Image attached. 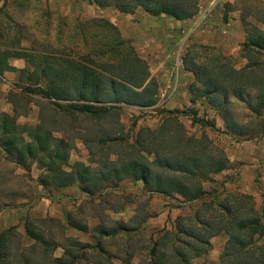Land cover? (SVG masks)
I'll return each instance as SVG.
<instances>
[{
    "label": "trees",
    "instance_id": "trees-1",
    "mask_svg": "<svg viewBox=\"0 0 264 264\" xmlns=\"http://www.w3.org/2000/svg\"><path fill=\"white\" fill-rule=\"evenodd\" d=\"M87 1L100 8L115 7L121 13L141 9L150 16L175 20L190 18L195 8L194 0ZM240 12L247 39L242 49L245 67L237 69L229 59L221 62L196 50L185 60V70L192 76L191 101L203 99L221 115L227 131L238 137L249 131L239 123L233 99L245 105L256 99L260 101L257 110L264 106V80L257 73L260 63L250 69L256 61L249 57L264 54V25L256 11L255 18L250 17L263 28L249 23L247 14ZM16 27H10L13 34L8 38L0 35V41L6 39L0 45V77L5 72L16 73L15 94L29 101L34 94L43 105L35 125H20L18 118L27 112L19 110L9 92L13 115L0 112V147L26 172L36 163L41 171L38 182L44 189L77 186L88 198L83 206H90L99 223L89 230L81 207L67 215L66 224L51 217L27 219L24 235L16 227L0 233V264H133L135 260L137 264H191L211 252V240L218 236L226 237L220 264H264V195L258 210L251 195L206 191L204 184L227 169L228 159L205 136H188L171 117L155 130L139 129L131 141L112 137L114 131H122L117 120L121 106L151 104L134 89L142 88L146 74L139 59L123 53L124 41L106 51L86 54H76L67 46L60 51H37L19 47L22 36ZM106 56L112 59L104 61ZM14 59L24 60L26 67L17 70L10 63ZM132 80L137 84L131 87L128 82ZM75 125L87 132V136H78L89 152L87 165L69 164L74 138L67 129ZM126 179L142 183L149 195L198 205L190 214L178 216L171 228L158 230L147 228L150 215L141 207L128 221L108 218L95 201L109 196ZM67 227L90 234L94 244L68 236ZM58 249L62 253L56 257Z\"/></svg>",
    "mask_w": 264,
    "mask_h": 264
},
{
    "label": "rangeland",
    "instance_id": "rangeland-1",
    "mask_svg": "<svg viewBox=\"0 0 264 264\" xmlns=\"http://www.w3.org/2000/svg\"><path fill=\"white\" fill-rule=\"evenodd\" d=\"M217 1H222L218 9L215 6ZM207 2L209 3L194 0L195 8L192 16L184 20H175L165 15L150 16L141 9H136L132 13H121L115 7L100 8L87 0H0V35L8 38L13 34L10 27L18 25L19 27L16 28L21 31L22 36L19 47L37 51L45 49L60 51L62 47L67 46L76 54L93 53L104 49L106 51L112 44L124 41L123 53L130 54L131 58L134 55L139 59L144 65L146 74L142 88L134 89L142 93V98L150 101L151 104L145 107L121 106L117 120L122 131H114L113 138L128 137L131 141L139 129L155 130L165 120L173 117L183 125L188 136L203 135L212 147L222 151L228 159L225 170L230 168L237 170L241 166L249 165L251 160L247 157L235 162L231 160L235 153L241 152L243 155L244 150L247 149L253 150V153L257 151L260 163L264 164V106L257 110L260 101L254 99L250 104L245 105L233 99L237 106L234 112L239 123L250 132H247L248 135L238 137L227 131L224 119L203 99L191 101L188 83L185 84L183 93L185 98L189 96V101L178 103V100H175L179 95H176L179 89L182 90L181 81L186 80L184 74L187 72L185 70L187 54H193L196 50L204 56L210 55L221 62L229 59L234 67L240 69L247 65V61L242 58V49L247 39L240 11L247 14L249 23L261 28L264 25L262 14L264 7L260 6V4L264 6V0H207ZM259 6L261 10L258 9ZM255 14L261 18L262 25L250 17L255 18ZM233 15L236 17L234 18ZM168 32L172 34L166 37ZM235 32L237 34H234ZM83 35H86V40H83ZM90 36L93 37L92 40ZM164 37L166 38L163 39ZM5 40L0 41V45H3ZM180 48L183 53L184 70L181 72L177 91L173 95L166 92L165 96H162L166 91L165 87L171 86L174 53ZM249 57L253 62L256 61L250 69H256V63H260L257 73H260L264 80V54L253 53ZM109 59L112 58L106 56L104 61ZM17 76V74L10 75L7 79L13 83L16 82ZM134 82L135 80H132L128 84L136 85L137 82ZM9 92L12 95L11 99L18 104L19 110L27 112L26 116L19 118L20 124L35 125L38 122L39 109L43 105L42 100L32 94L29 101L28 98L22 99L11 89ZM181 97L184 101V96ZM110 125L108 124L105 129H109ZM67 130L74 138L71 141L73 149L69 164L78 161L89 164V152L78 138L79 135L87 136L86 130L81 125H75L73 129ZM8 157L14 162V157ZM11 162L0 163V233L9 227H16L24 235L25 221L34 218L51 217L66 224L67 215L74 213L80 207L83 208L84 218H87L89 230L99 223L97 218L92 217L93 211L90 206H83L88 198L81 192L80 195L68 196L62 194L63 189L58 191L52 188L44 189L38 182L41 171L36 163L32 165L30 171L26 172L23 169L24 172L21 170L16 173V167ZM214 176L211 182L204 184L206 191L216 195L219 192L242 193L225 190V180L214 181ZM262 176V173L258 174L252 192L242 193L253 197L255 208L258 210L262 207L264 195ZM230 177L227 176L226 179ZM205 200L210 201V197ZM95 203H100L108 218L123 221H128L134 215L135 209L141 207L144 213L150 215L147 228L157 230L161 228V222L170 228L173 221L181 215L179 210L185 207L193 210L198 205L197 203L182 205L160 195H149L143 190L142 183H134L127 179L113 188L109 196L98 199ZM111 208L119 209L118 213H112L109 210ZM16 209H21V212L12 217L13 210ZM177 211L179 212L176 215ZM66 234L79 238L82 242L94 244L90 234L78 233L70 227H67ZM224 238L226 240L225 236H218L211 241L216 245ZM108 250L115 252L114 247H108ZM61 253L62 250L58 249L55 256L59 257ZM133 264H137V261L135 260ZM218 264H220L219 259Z\"/></svg>",
    "mask_w": 264,
    "mask_h": 264
},
{
    "label": "crops",
    "instance_id": "crops-1",
    "mask_svg": "<svg viewBox=\"0 0 264 264\" xmlns=\"http://www.w3.org/2000/svg\"><path fill=\"white\" fill-rule=\"evenodd\" d=\"M203 1L206 2V4L209 3V2H207V0H203ZM221 4H222V1H217L215 3L216 9H218L221 6ZM216 9L214 8V11ZM240 14H241V12H240ZM233 16H234V18L236 17L235 15H233ZM174 22L176 24H179L176 21H174ZM231 24H233V23L231 22ZM231 24H230V26H231ZM231 32H233L232 29H231ZM171 34L172 33L168 32L166 37L171 36ZM234 34H237V33L235 32ZM234 34H232V35H234ZM166 37H164L163 39H165ZM10 63L17 70H22L26 67L25 61L21 60V59L11 60ZM14 74H16V73L5 72L2 75V77H0V112L8 114V115H13V105L8 100V94H9V90L10 89L12 90L14 88L15 82H13V83L9 82L7 78H10L9 76L14 75ZM184 75L186 76V80L184 82L181 81V83H180V88H182V90H181L182 92L179 89L178 93L176 94V95H178V94L179 95L178 96L175 95L177 97L175 100L176 101L178 100L177 101L178 103L187 102V100L189 101V96H186V98H185L183 90H185L184 89L185 84L188 83V85H189L192 82V76L188 72H186V74H184ZM181 95L184 96V101H183V97H181ZM19 118L17 120L18 124H20ZM20 125H25V124H20ZM244 157L250 158L251 161H249L250 162L249 165H246L244 167L241 166V168L237 169V170H234L233 168H230L229 170H225V171L215 175L213 177L214 181L225 180V183H224V189L225 190H236V191L242 192V193L252 192L251 189L255 183L254 181L258 177V174L262 173L263 174L262 177H264V164L260 163V161L258 159L259 155H258L257 151H256V153H253V150H250V149L244 150L243 155L241 154V152L235 153L234 158H231V160H232V162L233 161L235 162V161L240 160L241 158L244 159ZM2 162L9 163L11 161L9 160V157H8L7 153L5 152V150L0 147V163H2ZM11 163L13 164L14 167H16V173L21 171V170H22V172H24V170L16 164L17 163L16 158H14V162H11ZM260 171H262V172H260ZM227 176H231V177L229 179H226ZM77 192H79V193H77ZM62 194L70 196V195H76V194L80 195L81 193H80L78 188L69 187V188L63 189ZM13 211H14V213H12L13 214L12 217H14L17 213L21 212V209H16ZM179 211H181L180 212L181 215H188L192 212L191 209H189V207L188 208L185 207ZM179 211H177L176 215L178 214ZM173 223H174V221H173ZM161 224L162 225H161L160 229L167 227V226H164V223L161 222ZM225 242H226L225 238L221 240L220 244L217 243L216 245L213 244V242L211 241L212 250H211L210 254H208V256H206L205 258H201V259L198 258V259L193 260L191 262V264H218V259H219L220 253L223 249Z\"/></svg>",
    "mask_w": 264,
    "mask_h": 264
},
{
    "label": "built area",
    "instance_id": "built-area-1",
    "mask_svg": "<svg viewBox=\"0 0 264 264\" xmlns=\"http://www.w3.org/2000/svg\"><path fill=\"white\" fill-rule=\"evenodd\" d=\"M174 55H175L174 65H173V71L171 74L172 80L170 81L171 86L165 87L166 91L165 93L164 92L162 93L163 94L162 96H165L166 92L172 95L176 93L181 72L184 70V59H183L182 49L181 48L177 49Z\"/></svg>",
    "mask_w": 264,
    "mask_h": 264
}]
</instances>
